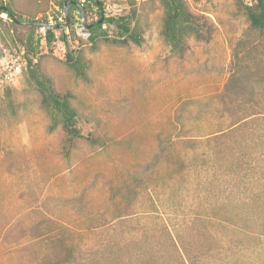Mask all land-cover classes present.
<instances>
[{
  "label": "rangeland",
  "instance_id": "374dc122",
  "mask_svg": "<svg viewBox=\"0 0 264 264\" xmlns=\"http://www.w3.org/2000/svg\"><path fill=\"white\" fill-rule=\"evenodd\" d=\"M65 1L0 0L15 14L0 13V57L64 23ZM71 1L47 52L0 87V264H264V236L220 227L196 142L228 124L220 93L242 59L264 94L254 0H179L173 40L166 0ZM103 17L131 36L104 22L91 40L83 19ZM30 69L75 112L71 134Z\"/></svg>",
  "mask_w": 264,
  "mask_h": 264
},
{
  "label": "trees",
  "instance_id": "16d2710c",
  "mask_svg": "<svg viewBox=\"0 0 264 264\" xmlns=\"http://www.w3.org/2000/svg\"><path fill=\"white\" fill-rule=\"evenodd\" d=\"M96 4L100 5L101 1L97 0ZM166 7L165 34L173 40L178 36L175 22L183 19L186 11L179 0H166ZM1 12L15 20L14 11L7 4L0 3ZM244 13L250 27L264 34V0H254V3L245 5ZM124 20L125 17H103L102 20L84 25L90 32L91 40L100 34L99 30L104 22L113 23L120 28V36H131V29L125 25ZM36 22L32 21V24ZM54 30L46 28L48 42L54 38ZM241 43L243 41L238 42ZM22 45L32 54L35 53L38 41L28 36ZM65 55L68 62H75L76 58L69 55L67 50ZM29 62L31 63V59ZM247 73L248 66L242 59L237 71L229 75L220 93L223 104L221 113L229 117L228 124L201 135L196 142L203 147L199 157V166L205 176L201 181L203 193L211 205L214 204L215 217L220 227H231L255 239L264 236V94L256 98L249 96ZM28 74L34 79L46 101L51 102L61 114L65 129L71 134L75 130V112L66 98L56 93L49 81L40 78L32 69ZM229 103L230 107L227 105ZM189 163L186 162L185 166Z\"/></svg>",
  "mask_w": 264,
  "mask_h": 264
},
{
  "label": "built area",
  "instance_id": "2783aa9c",
  "mask_svg": "<svg viewBox=\"0 0 264 264\" xmlns=\"http://www.w3.org/2000/svg\"><path fill=\"white\" fill-rule=\"evenodd\" d=\"M83 1L84 0H81V2ZM45 28L44 26H42L41 27L42 31L38 35V43H39L40 51L32 53L30 55V59L32 60V62L36 61V57L39 54L43 52H47L48 39ZM63 50L64 49L62 48V51ZM27 65H28V52L24 45H20L18 51L5 54L3 57H0V87L17 83L20 74L22 73L23 69L27 67Z\"/></svg>",
  "mask_w": 264,
  "mask_h": 264
},
{
  "label": "water",
  "instance_id": "95a60500",
  "mask_svg": "<svg viewBox=\"0 0 264 264\" xmlns=\"http://www.w3.org/2000/svg\"><path fill=\"white\" fill-rule=\"evenodd\" d=\"M95 3H97V0H93ZM73 1L71 0H66L64 2V13H65V17H66V21L64 23H60V24H50V23H45V22H40V26H44V27H49V28H53V29H58V28H62L64 26H66L67 22H68V16H67V8L68 6L72 3ZM76 3L81 10V13H84V9L82 7V4L79 2H74ZM83 23H85V20L83 19Z\"/></svg>",
  "mask_w": 264,
  "mask_h": 264
}]
</instances>
